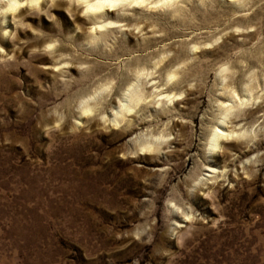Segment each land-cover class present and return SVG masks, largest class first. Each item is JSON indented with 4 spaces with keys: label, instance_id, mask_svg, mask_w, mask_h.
I'll return each instance as SVG.
<instances>
[{
    "label": "rangeland",
    "instance_id": "374dc122",
    "mask_svg": "<svg viewBox=\"0 0 264 264\" xmlns=\"http://www.w3.org/2000/svg\"><path fill=\"white\" fill-rule=\"evenodd\" d=\"M99 1L0 0V264H264V0Z\"/></svg>",
    "mask_w": 264,
    "mask_h": 264
},
{
    "label": "bare ground",
    "instance_id": "6f19581e",
    "mask_svg": "<svg viewBox=\"0 0 264 264\" xmlns=\"http://www.w3.org/2000/svg\"><path fill=\"white\" fill-rule=\"evenodd\" d=\"M7 2H9V5H10V9H16L18 8L20 5L24 4V2H21L23 0H5ZM27 1H30L32 4H39V2L41 0H27ZM99 1V0H98ZM123 1H126V0H100L99 2L95 3V4H88V9L90 11H103V10H113L112 8L114 6H116L117 3L119 2H123ZM133 1V0H132ZM136 1V0H135ZM138 3V1H137ZM121 4V3H120ZM220 134L221 135H218L219 138L222 139V137H224V132H221L220 131ZM235 134V133H234ZM231 135V134H230ZM229 135V136H230ZM233 135V134H232Z\"/></svg>",
    "mask_w": 264,
    "mask_h": 264
}]
</instances>
